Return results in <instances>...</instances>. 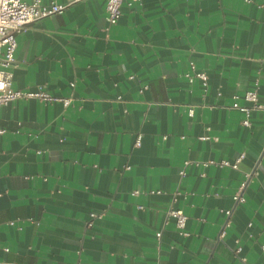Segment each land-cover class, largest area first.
Here are the masks:
<instances>
[{
	"label": "crops",
	"instance_id": "1",
	"mask_svg": "<svg viewBox=\"0 0 264 264\" xmlns=\"http://www.w3.org/2000/svg\"><path fill=\"white\" fill-rule=\"evenodd\" d=\"M107 1L17 35L12 88L59 100L0 107V264H264V111L233 107L264 103V0Z\"/></svg>",
	"mask_w": 264,
	"mask_h": 264
},
{
	"label": "built area",
	"instance_id": "2",
	"mask_svg": "<svg viewBox=\"0 0 264 264\" xmlns=\"http://www.w3.org/2000/svg\"><path fill=\"white\" fill-rule=\"evenodd\" d=\"M83 0H66L64 3H57L50 1L49 4H44L42 0H32L30 3L26 0H0V107L10 104L21 98L36 97L43 101H55L59 100L44 92H27L22 90H15L12 88V68L15 66V52L17 49V35L23 31V29L38 20L46 17L61 14L69 9L73 4ZM138 0H132L133 3ZM124 0H108L107 1V20L109 25L117 24L122 17V4ZM192 68L194 66L192 65ZM194 70V69H193ZM201 79L203 86L207 87L208 76L205 73L187 74V78L190 82L194 81V78ZM74 86V83H71ZM246 100L251 102V106H240L237 102L233 104L234 108L240 109L245 113L246 118L243 120V125L250 126V114L252 111H264V103L259 100L257 91H248L245 94ZM66 105L70 104L72 99H60ZM194 113L193 108L189 110V115ZM5 133V129L0 125V136ZM190 164V161H186L184 167L180 171V175L183 177L186 175V167ZM215 164V161L206 163V165ZM220 166H231L233 169L238 168V161L231 163L230 161H221ZM246 182L242 184L241 191L234 196L236 204L244 202L243 189L246 186ZM181 195L180 191H176L174 197ZM176 220V225L180 230H184L188 220L187 215L182 209H171L168 213ZM225 215L227 220L224 228L221 232V236L225 235V229L230 226V217L232 215L231 210H226ZM94 216V215H93ZM162 233H157V237L161 238ZM242 249L237 245L234 249V253L239 255Z\"/></svg>",
	"mask_w": 264,
	"mask_h": 264
}]
</instances>
